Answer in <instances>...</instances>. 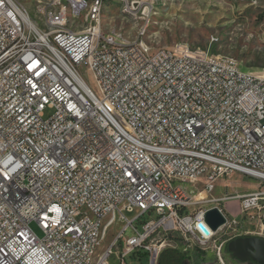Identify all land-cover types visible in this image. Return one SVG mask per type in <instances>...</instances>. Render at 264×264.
Masks as SVG:
<instances>
[{
  "label": "built area",
  "instance_id": "1",
  "mask_svg": "<svg viewBox=\"0 0 264 264\" xmlns=\"http://www.w3.org/2000/svg\"><path fill=\"white\" fill-rule=\"evenodd\" d=\"M123 2L144 16L150 7ZM42 8L52 27L0 0V264H157L165 248L221 261L225 227L262 233L264 75L188 43L141 48L144 28L120 44L119 32L102 36L94 10L87 37L75 38L59 4ZM233 172L258 188L213 195ZM211 207L225 217L216 230L203 219Z\"/></svg>",
  "mask_w": 264,
  "mask_h": 264
},
{
  "label": "rangeland",
  "instance_id": "2",
  "mask_svg": "<svg viewBox=\"0 0 264 264\" xmlns=\"http://www.w3.org/2000/svg\"><path fill=\"white\" fill-rule=\"evenodd\" d=\"M28 6L30 14H34L33 0H22ZM153 7L149 16L140 17V13L129 12L123 5L115 0H104L101 27L106 31H116L128 41L138 36L139 30L144 28V40L151 46L171 47L176 43H188L208 50L212 55L224 54L235 57L239 61L240 69L255 75H264V0H152ZM214 37L213 41L209 40ZM78 69L85 82L93 89L96 82L90 68L80 64ZM53 109L46 107L43 118L51 115ZM259 180L233 172L227 178L216 182L213 195L223 193L231 194L235 191H251L257 189ZM264 187V184L261 188ZM227 213L238 212V202L227 199L224 204ZM138 209H135V213ZM133 213L127 212L131 217ZM150 218L147 214L135 220V225L140 228V221ZM30 227L38 236L41 232L35 223ZM119 224H114L106 240L102 243L105 247L114 236ZM259 232V230L257 231ZM245 233L243 223L236 224L235 228H224L218 233L217 245L220 248L221 261L214 253H205L195 249L186 259L185 264H255L252 261H239L224 250V245L229 238L242 235H257L264 238L262 233ZM103 249L101 248L99 252ZM142 255V253H141ZM140 264H147V258L142 256ZM127 264H135L133 256L125 260Z\"/></svg>",
  "mask_w": 264,
  "mask_h": 264
},
{
  "label": "bare ground",
  "instance_id": "3",
  "mask_svg": "<svg viewBox=\"0 0 264 264\" xmlns=\"http://www.w3.org/2000/svg\"><path fill=\"white\" fill-rule=\"evenodd\" d=\"M34 1V12L38 14L39 20H41L42 27H52L53 19L46 18V10L42 8V6H51L53 4H59L61 7V19H63V27L71 30V36H75V38H83L87 37L88 29L93 26V19L91 18L92 10H94L95 16V24L100 25V30H102V36H115V31H106L101 27V15L102 8L104 6V0H83V2L77 6V11L75 14V5L74 0H33ZM123 5V7L128 12L136 13L138 10H130V2H123V0H115ZM138 1H147V0H138ZM19 6L22 7V11L24 13L30 14L28 6L24 3V1L19 0ZM153 7V1L150 0L149 10L146 11V16L141 15V18H145L149 16L150 10ZM139 12V11H138ZM142 30V29H141ZM140 36V30L138 32V36ZM136 37V38H137ZM120 44H133L132 41L126 40L122 35L120 36ZM151 46L148 42L141 41V48H149ZM153 48H164V47H156L151 46ZM231 59L234 58L230 55L218 54L212 55L210 54V61H217V59ZM102 264H108L107 262H103Z\"/></svg>",
  "mask_w": 264,
  "mask_h": 264
},
{
  "label": "water",
  "instance_id": "4",
  "mask_svg": "<svg viewBox=\"0 0 264 264\" xmlns=\"http://www.w3.org/2000/svg\"><path fill=\"white\" fill-rule=\"evenodd\" d=\"M204 222L216 230L225 223V217L217 207H211L204 213ZM199 227L207 234L209 231L203 223ZM227 251L239 261H252L264 264V238L257 235L236 236L226 241Z\"/></svg>",
  "mask_w": 264,
  "mask_h": 264
},
{
  "label": "trees",
  "instance_id": "5",
  "mask_svg": "<svg viewBox=\"0 0 264 264\" xmlns=\"http://www.w3.org/2000/svg\"><path fill=\"white\" fill-rule=\"evenodd\" d=\"M224 250L227 251L225 245ZM186 259L187 255L184 251L175 248H165L160 252L157 259V264H185Z\"/></svg>",
  "mask_w": 264,
  "mask_h": 264
},
{
  "label": "crops",
  "instance_id": "6",
  "mask_svg": "<svg viewBox=\"0 0 264 264\" xmlns=\"http://www.w3.org/2000/svg\"><path fill=\"white\" fill-rule=\"evenodd\" d=\"M187 255V257L189 256L188 254H186ZM191 255V254H190Z\"/></svg>",
  "mask_w": 264,
  "mask_h": 264
},
{
  "label": "flooded vegetation",
  "instance_id": "7",
  "mask_svg": "<svg viewBox=\"0 0 264 264\" xmlns=\"http://www.w3.org/2000/svg\"><path fill=\"white\" fill-rule=\"evenodd\" d=\"M243 236V235H242Z\"/></svg>",
  "mask_w": 264,
  "mask_h": 264
}]
</instances>
